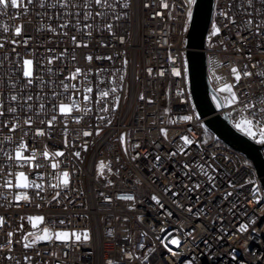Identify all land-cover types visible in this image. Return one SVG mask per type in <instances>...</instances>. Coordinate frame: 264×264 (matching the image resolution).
Masks as SVG:
<instances>
[{"label": "built area", "instance_id": "obj_1", "mask_svg": "<svg viewBox=\"0 0 264 264\" xmlns=\"http://www.w3.org/2000/svg\"><path fill=\"white\" fill-rule=\"evenodd\" d=\"M72 2L83 4V0ZM125 2L130 6L124 8ZM109 3L117 5L115 10L94 6L88 19L84 18L88 9H65L58 0H18L16 8L9 0L8 7L0 6V101L4 112L0 115V184L10 179L7 172L24 171L30 181L43 185V190H26L30 202L13 200L12 192L20 189L0 187V216L5 220L0 226V264H105L109 259L118 264H264L260 177L243 153L220 140H207L209 130L191 96L185 53L194 0L191 4L187 0ZM51 4L56 6H47ZM96 11L105 15L95 16ZM221 11H227L235 23H229ZM250 16L251 26L246 24ZM65 20L70 23L60 28ZM213 22L221 28L216 36L211 35ZM109 24L111 31L105 27ZM17 26L21 27L19 35ZM205 52L212 89L218 94L225 83H232L240 101H251L258 112L264 100V0H252L251 5L248 0H214ZM89 55L91 61L86 59ZM25 59L33 62L31 77L23 75ZM234 66L241 73L238 85L231 72ZM76 67L82 72L71 78L69 73ZM173 68L182 69V75H174ZM245 71L253 76L243 77ZM29 79L32 84L26 86ZM61 81L76 88L64 89ZM87 87L93 89L88 101L83 98ZM113 87L114 95L120 97L119 106L101 111L104 103L111 104L113 94L101 101L97 88L110 91ZM53 91L56 96L51 95ZM11 94L18 100L11 101ZM26 96L32 100L23 99ZM219 97L222 108L213 98L218 112L227 113L232 125L242 117L250 118L251 110L245 111L240 103L225 105ZM61 103L69 104L71 111L62 113ZM8 107L16 112L9 113ZM184 115L192 119H181ZM53 116L56 119L49 125ZM28 117L31 124L24 123ZM13 122L18 127L9 131ZM97 126L102 129L99 135L95 134ZM38 128L45 135L38 136ZM253 128L258 132L257 125ZM86 131L92 135H83ZM121 133L125 134L123 143ZM183 136L193 143L186 145ZM252 139L262 144L258 134ZM21 140L27 146L22 150L24 156L36 150L31 167L15 160ZM45 149L48 158L41 155ZM57 151L62 155L56 156ZM76 152L81 153L79 158ZM173 152L176 155H170ZM212 153L214 158H210ZM53 162L59 167L52 168ZM64 171L69 173L67 185L62 184ZM205 173L213 179L208 180ZM196 183L199 188H194ZM57 184L61 186L53 187ZM57 191L60 203L52 200ZM153 194L160 198L163 209L151 200ZM127 195L135 200L124 199ZM105 196L111 199L105 200ZM37 215L44 217L37 227L41 231L44 227L70 233L87 229L90 239L58 241L53 236L51 241H37L26 248L30 239L22 237L39 234L28 220ZM241 225L246 226L243 231ZM173 238L179 240L178 245L170 242Z\"/></svg>", "mask_w": 264, "mask_h": 264}, {"label": "snow or ice", "instance_id": "obj_2", "mask_svg": "<svg viewBox=\"0 0 264 264\" xmlns=\"http://www.w3.org/2000/svg\"><path fill=\"white\" fill-rule=\"evenodd\" d=\"M59 4L65 8V9H79L81 7L85 8V9H88L87 12H85L84 14V18L85 19H88L89 16H91L93 14L92 10L95 7H99V8H106V9H109L110 11L111 10H115V8L117 7V5L115 3H109V0H83V4H76V3H73L72 0H58ZM187 2L189 4L193 3V0H187ZM8 3H9V0H0V6H4V7H8ZM28 3H32V0H28ZM248 3L249 5L252 4V0H248ZM11 6L13 8H16L18 7V0H11ZM44 6V5H42ZM48 7H55L56 5L55 4H51V5H47ZM130 4L125 2L123 4V7L124 8H127L129 7ZM164 7H168V5L165 3L163 5ZM145 7H148L147 4H145ZM229 7H231V5H229ZM121 14H124V13H121ZM190 14V13H189ZM222 16H224L226 19H228L229 23H235V19L234 17L232 16H228V13L227 11H221L220 13ZM105 13L103 11H96L95 12V16H104ZM114 19L117 18V17H113ZM77 23H79V20L77 19L76 21ZM70 22L68 20H65L63 24L59 25L60 28H64L65 26H67ZM246 24L248 25H253V19L251 18V16L249 17V19L246 21ZM85 27H91L90 25H85ZM105 27L108 28L109 31H111V25H106ZM49 28L51 31L55 32L56 29L55 28H51V25H49ZM255 28H256V32L257 33H260L261 32V26L260 24H257L255 25ZM4 31H8V28L7 26L4 27ZM221 32V28L219 26H217V24L215 22H213L212 24V32H211V35L212 36H216L218 35L219 33ZM15 33L17 35H19L21 33V27L20 26H17L15 28ZM64 35H67V33H63ZM89 35L91 33H88ZM72 41L73 42H76L77 45L79 46V41H77V37L76 36H72L71 37ZM121 41L123 42V37L120 38ZM13 43H17L18 41L16 40H13L12 41ZM24 43H27V40L24 41ZM3 45L0 44V47H2ZM84 46H87V41H84ZM60 55H63L62 53ZM51 59H56V57H52ZM75 59V57L73 56V60ZM87 60L91 61L93 59V57L91 55L87 56L86 57ZM97 59H99V57H97ZM110 59V58H109ZM169 59H172L171 56L169 57ZM51 62V60L49 61ZM32 60L30 59H25L23 61V64H24V70H23V75L25 77H31L32 76ZM126 63V61L124 62ZM259 63V62H257ZM245 68H247V65L244 66ZM253 67H256V64L253 65ZM88 71H91V69H89ZM101 71H106V70H100V69H97V72H101ZM149 74L152 73V69H149ZM182 69H176V68H173L172 69V73L176 76H180L182 75ZM82 72V69L80 67H76L74 72H71L69 73V76L71 78H75L77 74L81 73ZM231 72L234 74L235 76V84H239L240 80H241V73L239 72V70L234 66L232 69H231ZM257 75H260V73H256ZM85 77L87 76V73H84ZM160 75L163 76L164 75V72L161 71L160 72ZM243 77H248V78H251L253 76V73L252 72H248V71H245L243 72ZM120 80H123V77L121 76L120 77ZM61 83V86L64 88V89H69V88H72V89H75L76 88V85H69L67 83H64L63 81L60 82ZM262 83H264V81H262ZM32 84V80L29 79L27 81V84L26 86H31ZM234 88V85L232 83H225L223 85V88H222V91H227L229 92L231 95H230V103L235 105L237 103H240L241 104V107L245 110V111H248V110H251L250 111V118L249 117H242V120L241 122H238L235 126L238 130H241L243 131L246 135L248 136H251L253 138H255L257 136V134L259 135L260 137V141L261 143H264V100H261L260 103H261V107L259 109V111L257 112V109H256V105H254L251 101H244V102H241L240 101V98L239 96L237 95V92L233 90ZM116 91V88L113 87L111 88V90H100L99 88H97V91H96V94L98 96V99L103 101L104 98L108 97L110 95V92L113 94V99H112V102L111 104L109 105L108 103H104L103 107L101 108V111H104V112H110L112 110H115L116 108H118L119 106V101H120V97L119 96H115L114 93ZM84 92H85V95H84V100L88 101L90 100V97L88 95V93H92L93 92V89L92 87H87L84 89ZM52 96H56L57 93L55 91H53L51 93ZM143 95H141V99H143ZM9 99L11 101H17L18 100V96L16 94H11L9 96ZM23 99H26V100H32V96H26L24 97ZM73 106H76L78 107V105H73ZM219 106V105H218ZM20 107H24L23 104L20 105ZM28 107H31L30 105ZM42 107V106H41ZM59 110L62 112V113H67L69 111H71V106L69 104H64V103H61L59 105ZM7 111L9 113H15L16 112V108L14 107H8L7 108ZM165 112H168L169 109L168 108H165L164 109ZM4 112H3V101H0V115H3ZM257 117H259V119H257ZM56 119L55 116H53L50 120L47 121V123L49 125L52 124V122ZM79 119L80 117H77V121L79 122ZM101 120L104 119V117H100ZM181 119L185 120V121H188V120H191L192 117L191 116H188V115H184L181 117ZM5 125H7V121H4L3 122ZM24 123L25 124H31L32 123V119L30 117L28 118H25L24 119ZM43 123V122H42ZM112 123V120L109 119L107 120V124H111ZM259 125L258 127V132L257 131H254L253 130V125ZM18 127V124L16 122H13L11 124V128L9 129V131H11L12 129H15ZM66 131V129H65ZM102 131V129L97 126L95 128V134L96 135H99L100 132ZM161 132H166L165 129H161L160 130ZM36 134L38 136H43L45 135L43 129H37L36 130ZM83 135L85 136H91L92 135V132H84ZM6 140H10V137H5ZM119 139L121 140V142L123 143L124 139H125V134L124 133H121ZM181 139L184 141V143L186 145H191L193 143V141L191 139L188 138V136H183L181 137ZM27 146L26 144L23 142V140H21V142L19 143V145L15 148V160L17 162L19 161H23L24 164H28L30 167L32 166L31 162L36 160V150L33 149L32 150V155H29V156H24L23 153H22V150L25 149ZM82 147L84 149L87 148V145L84 144L82 145ZM135 147H139V144L135 145ZM125 151H127V149H125ZM180 152H184V148H180L179 149ZM187 154V153H185ZM41 155L45 158H48L49 157V152L45 149ZM56 156H60L62 155V152L60 151H57L55 153ZM170 155H176L175 152L173 153H170ZM75 156L76 157H80L81 156V153L80 152H76L75 153ZM215 157V153H212L211 154V157L210 158H214ZM11 160V157L9 158ZM133 160L136 159L135 156L132 157ZM161 159V157L159 155H157L155 157V160L156 161H159ZM225 159H228L227 157H225ZM22 166V165H21ZM41 165L40 164H36L35 167L39 168ZM52 168H58L59 167V163L58 162H53L52 163ZM184 167L187 169L189 168V164L188 163H185L184 164ZM201 171L203 170V164L199 165ZM10 179L5 181L3 184H0V187H3L5 189H9V190H12V189H20V191H13L12 192V198L13 200L15 201H25V202H30V197L28 196L27 194V189L29 188H33V189H40V190H43V185L42 184H38L36 183L35 181H30L28 176L26 175V173L24 171H15V172H7L6 173ZM205 175L207 176V179L208 180H212V176H208L207 173H205ZM62 176H63V180H62V184L63 185H67L69 183V180H68V177H69V173L67 171H64L62 173ZM109 183H112V181H109ZM231 183V182H229ZM61 185L60 184H57V185H54L53 187H56V188H59ZM200 187V184L199 183H196L194 185V188H199ZM189 191L193 190L192 187H189L188 188ZM165 191H168V189L166 188ZM231 193H228V195H230ZM35 195L37 197L40 196V192L37 191L35 193ZM100 195H104L103 193H100ZM173 195H176V193H173ZM59 196H60V192H56V194L54 196H52V200L55 201L56 203H60L59 201ZM105 200H110L111 197L109 196H105L104 197ZM124 199L128 200V201H134L135 200V197L132 196V195H127L125 197H123ZM151 200L152 201H155L160 208H164V204L161 203L160 201V198L153 194L151 196ZM37 207H39V205H37ZM66 207V205H65ZM189 211H191V209H189ZM167 215H172L171 212H168ZM125 219H127L125 217ZM28 220L30 222H32V227L33 229H37V224L41 221L44 220V217L43 216H40V215H37V216H29L28 217ZM5 220H4V217L3 216H0V226H2L4 224ZM61 223H63V221H61ZM21 227H23L21 225ZM246 226L245 225H241L240 226V231H243L244 228ZM111 231V230H110ZM37 232L39 234L35 235L34 238H32V234L31 233H27L24 235V237H22L23 239L25 240H29L30 239V243H25L24 247H30L31 245H34L37 243V241H51L53 239V236L55 238V240H58V241H69V239L71 237H74L75 238V241L79 242L81 241L82 239L84 241H87L90 239L89 237V233H88V230L87 229H84L82 230L81 232H72L70 233L69 231H66V230H51L50 228L48 227H44L42 229V231L40 229H37ZM142 235H146L144 233H142ZM8 236L11 237L12 236V233L9 232L8 233ZM172 244H179V240L178 239H175L173 238L171 241H170ZM9 243H11V241H9ZM2 247V246H0ZM140 247H144L143 244L140 245ZM165 247H167V245H165ZM169 251H171L169 249ZM129 257L131 258L132 257V253H129L128 254ZM173 255H175V253H173ZM11 259V257H9ZM145 260L148 259L147 256L144 257ZM17 264H19V262L17 261ZM105 264H118V262L116 261H113L111 259L107 260L105 262Z\"/></svg>", "mask_w": 264, "mask_h": 264}, {"label": "water", "instance_id": "obj_3", "mask_svg": "<svg viewBox=\"0 0 264 264\" xmlns=\"http://www.w3.org/2000/svg\"><path fill=\"white\" fill-rule=\"evenodd\" d=\"M214 0H194L186 34V61L189 87L194 105L207 129L229 147L248 157L264 187V143L260 144L236 129L227 113L220 114L214 99L220 108L221 98L212 89L206 71L207 57L205 42L208 27L212 19Z\"/></svg>", "mask_w": 264, "mask_h": 264}, {"label": "rangeland", "instance_id": "obj_4", "mask_svg": "<svg viewBox=\"0 0 264 264\" xmlns=\"http://www.w3.org/2000/svg\"><path fill=\"white\" fill-rule=\"evenodd\" d=\"M223 88V87H222ZM222 88H220L219 89V91H218V94L220 95V96H222L223 97V99H224V104L225 105H229V104H231L229 101H230V93L229 92H227V91H222ZM215 102H216V104L218 105V102L216 101V99H215ZM238 122H241V120H239V121H236L233 125H234V127L236 128V124L238 123ZM258 127H259V125H257ZM237 129V128H236ZM253 130H254V128H253ZM248 136V135H247ZM250 138H253V137H251V136H249ZM42 223V221L41 222H39L38 224H37V227L40 225ZM30 224L32 225V222H30Z\"/></svg>", "mask_w": 264, "mask_h": 264}, {"label": "trees", "instance_id": "obj_5", "mask_svg": "<svg viewBox=\"0 0 264 264\" xmlns=\"http://www.w3.org/2000/svg\"><path fill=\"white\" fill-rule=\"evenodd\" d=\"M206 138L208 141L220 142L219 140L215 139L214 135L210 131L207 132Z\"/></svg>", "mask_w": 264, "mask_h": 264}]
</instances>
